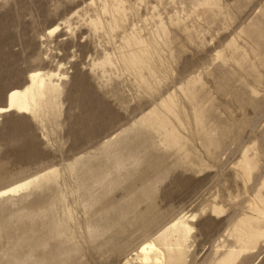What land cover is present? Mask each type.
Listing matches in <instances>:
<instances>
[{
	"label": "rangeland",
	"instance_id": "rangeland-1",
	"mask_svg": "<svg viewBox=\"0 0 264 264\" xmlns=\"http://www.w3.org/2000/svg\"><path fill=\"white\" fill-rule=\"evenodd\" d=\"M34 72L0 264H135L180 217L178 264H264V0H0V109Z\"/></svg>",
	"mask_w": 264,
	"mask_h": 264
},
{
	"label": "bare ground",
	"instance_id": "bare-ground-1",
	"mask_svg": "<svg viewBox=\"0 0 264 264\" xmlns=\"http://www.w3.org/2000/svg\"><path fill=\"white\" fill-rule=\"evenodd\" d=\"M42 83L43 79L40 75L35 72L31 74L30 85L22 90L11 91L7 95L6 106L0 109V113L12 110L20 113L27 111L28 99H31L34 91L41 88ZM31 182L32 181L26 180L13 185L0 191V196L24 190L31 184ZM191 230L192 228L188 225L187 221L180 217L169 222L165 228L159 231L156 230L153 234L148 233L151 235L150 239L136 248L137 250L133 254L134 257H131L132 261H135V264H178L181 254L183 253L180 248L181 242H186V238ZM165 255L172 257L170 262H166ZM125 261L124 264L130 263L127 259Z\"/></svg>",
	"mask_w": 264,
	"mask_h": 264
}]
</instances>
